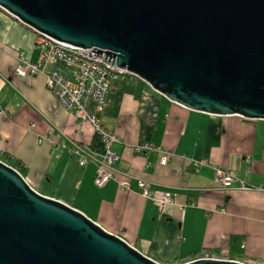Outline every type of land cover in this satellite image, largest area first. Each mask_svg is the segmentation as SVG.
<instances>
[{
  "label": "crops",
  "instance_id": "1",
  "mask_svg": "<svg viewBox=\"0 0 264 264\" xmlns=\"http://www.w3.org/2000/svg\"><path fill=\"white\" fill-rule=\"evenodd\" d=\"M35 34L0 8V106L6 110L0 158L18 160L34 190L77 209L159 263L180 264L208 251L264 264V119L191 110L139 78H114L100 122L118 136L112 149L120 159L113 178L97 187L95 165L80 164L73 148L102 153L99 134L63 107L42 74L15 72L18 55L37 60ZM143 143L160 149L135 152ZM163 152L169 154L165 164L159 162ZM215 167L232 171L245 188L235 182L217 186ZM124 174L132 177L127 191L118 188ZM136 179L171 191L172 203L160 209L135 191Z\"/></svg>",
  "mask_w": 264,
  "mask_h": 264
},
{
  "label": "water",
  "instance_id": "2",
  "mask_svg": "<svg viewBox=\"0 0 264 264\" xmlns=\"http://www.w3.org/2000/svg\"><path fill=\"white\" fill-rule=\"evenodd\" d=\"M0 8L34 32L91 47L185 108L264 119V0H0ZM0 264L162 263L0 160Z\"/></svg>",
  "mask_w": 264,
  "mask_h": 264
},
{
  "label": "built area",
  "instance_id": "3",
  "mask_svg": "<svg viewBox=\"0 0 264 264\" xmlns=\"http://www.w3.org/2000/svg\"><path fill=\"white\" fill-rule=\"evenodd\" d=\"M34 48L38 51L35 62L18 55L15 72L18 75L42 74L45 77L47 88L54 94L63 107L79 122H88L99 134L102 141V153H92L84 146L75 144L74 152L79 156L82 165L92 163L95 165L93 183L97 187L103 186L113 178L115 164L120 154L112 147L120 140L111 130L104 128L100 122L110 82L114 78L136 77L130 71L112 64L110 60L103 59V54L97 56L90 48H84L65 43L45 34L35 32ZM96 54V55H94ZM6 116V110L0 106V118ZM159 147L151 143L134 146L137 153L146 151H159ZM169 154L163 152L159 158L161 164L168 161ZM199 162L195 161V164ZM129 174L118 181L120 190H130ZM237 187L245 188L242 180H238L230 170L220 167L214 168V183L225 188L232 183ZM135 191L149 199L162 209L166 204L172 203L173 193L169 190L153 187L149 181L136 179ZM203 257L218 258L210 255Z\"/></svg>",
  "mask_w": 264,
  "mask_h": 264
},
{
  "label": "trees",
  "instance_id": "4",
  "mask_svg": "<svg viewBox=\"0 0 264 264\" xmlns=\"http://www.w3.org/2000/svg\"><path fill=\"white\" fill-rule=\"evenodd\" d=\"M0 160H2L3 162H5L6 164L12 166L13 168H15L17 171L20 172V174H23V166L22 164L18 161V160H15V159H12L8 156H4V157H1ZM205 254H208V255H211L212 253L208 252V251H202V252H199V253H196L194 256H204Z\"/></svg>",
  "mask_w": 264,
  "mask_h": 264
}]
</instances>
